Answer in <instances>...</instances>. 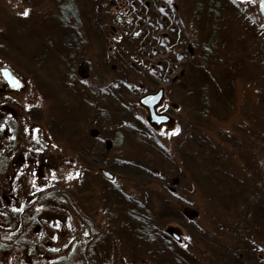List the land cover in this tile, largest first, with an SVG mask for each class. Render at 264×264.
<instances>
[{"label": "rangeland", "instance_id": "obj_1", "mask_svg": "<svg viewBox=\"0 0 264 264\" xmlns=\"http://www.w3.org/2000/svg\"><path fill=\"white\" fill-rule=\"evenodd\" d=\"M1 68L0 264H264L259 0H0Z\"/></svg>", "mask_w": 264, "mask_h": 264}, {"label": "water", "instance_id": "obj_2", "mask_svg": "<svg viewBox=\"0 0 264 264\" xmlns=\"http://www.w3.org/2000/svg\"><path fill=\"white\" fill-rule=\"evenodd\" d=\"M259 10L264 16V0H259ZM2 74L8 84L16 85L18 83V78L11 73L9 68H3ZM163 93V88H159L157 91L144 94L140 98V102L148 107L150 114L148 120L156 124L165 123L171 120V117L168 114L159 113L156 110V105L161 101ZM169 232H171L176 239H180V234L177 229L170 228Z\"/></svg>", "mask_w": 264, "mask_h": 264}, {"label": "flooded vegetation", "instance_id": "obj_3", "mask_svg": "<svg viewBox=\"0 0 264 264\" xmlns=\"http://www.w3.org/2000/svg\"><path fill=\"white\" fill-rule=\"evenodd\" d=\"M2 69H3V68H1L0 71H1V75L3 76V74H2ZM3 78H4V77H3ZM73 204H74V203H73ZM74 206H75V207H74L75 210L79 211V213H81V214L83 213V211H82L81 209H79V207H77L78 205L76 206V204H75ZM1 242H2V244H6V245H10V246H11V245H14V243H13L12 241H10V240L8 241V240L3 239V238L1 239ZM87 246H88V245H87ZM6 250H7V249H6Z\"/></svg>", "mask_w": 264, "mask_h": 264}, {"label": "snow or ice", "instance_id": "obj_4", "mask_svg": "<svg viewBox=\"0 0 264 264\" xmlns=\"http://www.w3.org/2000/svg\"><path fill=\"white\" fill-rule=\"evenodd\" d=\"M27 13H28V10L26 9L25 12H24V14L27 15Z\"/></svg>", "mask_w": 264, "mask_h": 264}]
</instances>
